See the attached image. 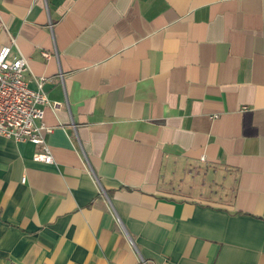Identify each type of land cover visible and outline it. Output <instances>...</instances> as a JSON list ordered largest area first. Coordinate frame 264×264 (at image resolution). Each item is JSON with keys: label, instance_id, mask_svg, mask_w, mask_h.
Segmentation results:
<instances>
[{"label": "crops", "instance_id": "obj_1", "mask_svg": "<svg viewBox=\"0 0 264 264\" xmlns=\"http://www.w3.org/2000/svg\"><path fill=\"white\" fill-rule=\"evenodd\" d=\"M4 45L52 162L0 136V264H264V0H0Z\"/></svg>", "mask_w": 264, "mask_h": 264}, {"label": "built area", "instance_id": "obj_2", "mask_svg": "<svg viewBox=\"0 0 264 264\" xmlns=\"http://www.w3.org/2000/svg\"><path fill=\"white\" fill-rule=\"evenodd\" d=\"M10 46L0 47V136L19 142H31L40 146L34 158L52 162L44 133L51 128L43 122L44 107L48 104L42 89L44 79L35 88L25 80L28 60L23 56L9 57ZM48 58L50 54L42 52Z\"/></svg>", "mask_w": 264, "mask_h": 264}]
</instances>
